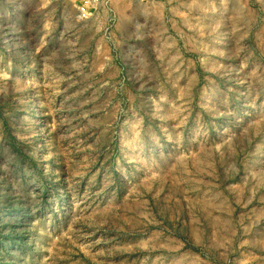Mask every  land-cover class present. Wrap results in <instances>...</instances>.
Here are the masks:
<instances>
[{"label": "rangeland", "instance_id": "374dc122", "mask_svg": "<svg viewBox=\"0 0 264 264\" xmlns=\"http://www.w3.org/2000/svg\"><path fill=\"white\" fill-rule=\"evenodd\" d=\"M0 0V264H264V0Z\"/></svg>", "mask_w": 264, "mask_h": 264}, {"label": "built area", "instance_id": "2783aa9c", "mask_svg": "<svg viewBox=\"0 0 264 264\" xmlns=\"http://www.w3.org/2000/svg\"><path fill=\"white\" fill-rule=\"evenodd\" d=\"M101 3V0H78L80 13L82 15H87L90 10H95Z\"/></svg>", "mask_w": 264, "mask_h": 264}]
</instances>
